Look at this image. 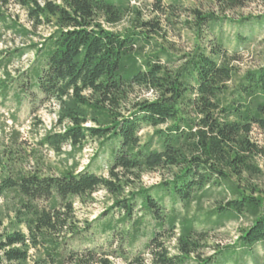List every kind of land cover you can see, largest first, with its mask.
Here are the masks:
<instances>
[{
  "label": "trees",
  "instance_id": "16d2710c",
  "mask_svg": "<svg viewBox=\"0 0 264 264\" xmlns=\"http://www.w3.org/2000/svg\"><path fill=\"white\" fill-rule=\"evenodd\" d=\"M11 1L25 11L32 31L4 11ZM132 1L0 0V42L5 30L25 38L39 26L55 28L39 44L30 43L33 61L16 84L18 100L28 92L32 106L58 107V129L46 132L37 147L59 155L65 146L82 149L87 140L100 141L99 148L117 143L107 177L90 171L88 165L80 171L45 174L33 149L34 166L25 171L18 169L15 151L1 152L0 198L14 201L13 222L24 231L12 225L1 229L0 222V264H113L111 254L102 249L70 246L91 228L79 226L74 205L99 189L120 197L143 173L156 170L166 171L170 178L157 187L130 191L111 207L119 209L124 222L139 201L157 229L144 247L149 260L135 256L123 259L125 264H187L197 256L195 219L179 222L173 210L165 214L160 204L165 194L187 207L202 202L210 188L221 189L219 194L226 198L206 222L212 216L220 223L247 215L252 222L242 230L238 244L264 245V201L248 185L261 173L255 159L264 156V149L250 137L254 127L264 135V65L247 70L230 87L233 68L219 40L210 46L195 44L178 57L157 41L159 20L144 19ZM154 1V11L161 12V0ZM195 15L198 36L214 18ZM126 17L129 28L111 29ZM23 51L15 49L0 59L2 96L9 93L6 68L11 56ZM141 92L151 97H142ZM146 127L153 131L142 143L139 134ZM155 188L162 196L151 195ZM140 224V219L132 222L131 241ZM171 238L177 250L173 255L165 244ZM30 251L39 256L28 263Z\"/></svg>",
  "mask_w": 264,
  "mask_h": 264
},
{
  "label": "rangeland",
  "instance_id": "374dc122",
  "mask_svg": "<svg viewBox=\"0 0 264 264\" xmlns=\"http://www.w3.org/2000/svg\"><path fill=\"white\" fill-rule=\"evenodd\" d=\"M154 0H133L131 5L137 6L144 19L154 18L160 23V37L165 47H169L176 56L188 53L195 44L200 43L210 46L214 42H221L222 49L228 56V64L233 68V78L229 86L232 87L239 77L247 70L257 69L264 65V0H161V12H155ZM11 15V19L19 25L31 30L26 13L12 1L4 8ZM195 12L211 14L214 22L199 29L198 36L195 31ZM130 26L129 17L111 27L113 31H123ZM55 28L52 25H42L28 37H21L16 32L9 30L3 32L0 42V59L7 58V52L15 49H23L19 56L14 53L6 71L10 74L7 86L9 93L0 95V158L2 151L13 150L18 159V169L30 171L35 163V157L39 159V165L44 168L45 174H59L64 170L80 171L86 165L89 170L97 175L107 177V167L111 161V151L117 146L116 141L105 143L100 148L98 140H87L80 150H71L69 146L63 148L62 154H55L45 147H37L42 136L49 131L58 128L57 111L54 104L42 107L32 106L28 92L21 94L18 100L17 82L20 75L25 73L33 61L34 50L29 48L31 44H39ZM0 79L3 72L0 71ZM142 97H151V94L141 92ZM153 129L144 128L140 132L143 142L151 135ZM251 140L264 149V135L256 127L250 134ZM16 139V143L12 140ZM33 149V150H31ZM261 171L260 175L248 180V185L257 191L255 195L264 201V156L255 159ZM16 167V169H17ZM166 171L156 170L145 172L139 181H134L120 197H114L104 189H99L91 194L83 203L76 201L74 205L75 218L79 226L90 224V230L83 236L73 240L70 244L74 249L85 247H97L111 254L113 264H125L123 259H132L141 256L149 260L145 244L157 229L154 227L152 217L147 211L139 207L137 202L131 217L122 222L123 214L119 209H112L116 199H122L130 191L138 188L146 189L157 187L169 179ZM157 188L151 191V195L158 198ZM210 194L198 205L195 203L184 207L183 204L170 195L165 194L161 199V206L165 214L179 216V222L185 219H195L194 228L198 233L200 248L197 256H191L187 264H198L210 258L209 264H262L264 262V245L257 243L250 248L241 247L237 238L242 230L247 229L252 219L247 215H239L237 219H224L220 223L211 217V212L226 198L219 194L221 189L210 188ZM157 193V194H156ZM14 201L0 198V222L1 229L15 227L13 214ZM140 219V230L136 240L131 241L130 236L135 233L132 222ZM15 228L23 230L22 226ZM178 231V230H177ZM177 233V232H176ZM202 235V236H201ZM170 254H175L176 242L174 238L165 240ZM233 245V246H232ZM226 247H231L226 249ZM233 247V248H232ZM221 252V254H219ZM217 253V254H215ZM29 262L37 258L39 254L29 252ZM149 263V262H148Z\"/></svg>",
  "mask_w": 264,
  "mask_h": 264
}]
</instances>
